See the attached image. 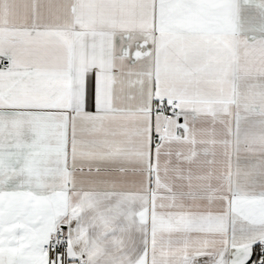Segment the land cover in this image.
<instances>
[{
    "label": "snow or ice",
    "instance_id": "6c2138e0",
    "mask_svg": "<svg viewBox=\"0 0 264 264\" xmlns=\"http://www.w3.org/2000/svg\"><path fill=\"white\" fill-rule=\"evenodd\" d=\"M0 264H264V0H0Z\"/></svg>",
    "mask_w": 264,
    "mask_h": 264
}]
</instances>
